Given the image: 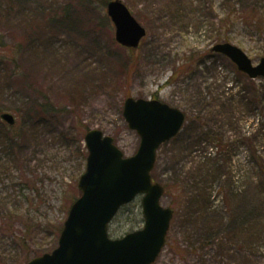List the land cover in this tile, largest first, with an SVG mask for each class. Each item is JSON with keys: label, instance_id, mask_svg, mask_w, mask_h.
<instances>
[{"label": "rangeland", "instance_id": "obj_1", "mask_svg": "<svg viewBox=\"0 0 264 264\" xmlns=\"http://www.w3.org/2000/svg\"><path fill=\"white\" fill-rule=\"evenodd\" d=\"M110 1L0 0V264L57 248L81 197L87 132L138 152L128 98L186 118L152 173L174 210L154 264H264V78L213 51L231 44L257 66L264 0H120L147 31L136 50L117 43ZM142 200L119 211L112 239L143 229Z\"/></svg>", "mask_w": 264, "mask_h": 264}, {"label": "water", "instance_id": "obj_2", "mask_svg": "<svg viewBox=\"0 0 264 264\" xmlns=\"http://www.w3.org/2000/svg\"><path fill=\"white\" fill-rule=\"evenodd\" d=\"M107 13L115 26L116 41L137 49L147 31L127 6L120 0L110 1ZM213 51L230 58L251 79L264 78V58L254 66L244 51L228 43L216 45ZM123 115L141 138L138 152L124 157L112 137L97 129L86 134L89 156L78 184L82 195L69 211L58 247L28 264H154L159 258L174 210L161 205L165 190L153 182L152 171L160 147L182 130L185 114L157 100L128 98ZM1 118L11 126L15 124L9 113ZM140 195L144 228L112 239L110 224L122 207Z\"/></svg>", "mask_w": 264, "mask_h": 264}, {"label": "trees", "instance_id": "obj_3", "mask_svg": "<svg viewBox=\"0 0 264 264\" xmlns=\"http://www.w3.org/2000/svg\"><path fill=\"white\" fill-rule=\"evenodd\" d=\"M1 160H0V170H2L3 169V167H1ZM164 188H165V194H167V191H168V187L167 186H164Z\"/></svg>", "mask_w": 264, "mask_h": 264}]
</instances>
